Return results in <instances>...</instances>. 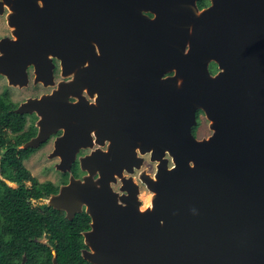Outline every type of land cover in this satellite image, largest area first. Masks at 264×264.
Instances as JSON below:
<instances>
[{
  "label": "water",
  "instance_id": "95a60500",
  "mask_svg": "<svg viewBox=\"0 0 264 264\" xmlns=\"http://www.w3.org/2000/svg\"><path fill=\"white\" fill-rule=\"evenodd\" d=\"M5 2L16 28L12 59L51 71L50 53L64 77L74 76L51 98L24 105L41 120L22 148H38L65 129L52 157L61 158L56 169L69 172L77 146H86L79 133L87 140L94 126L96 143L109 141L90 163L81 160L90 176L72 178L48 202L70 219L87 207L85 258L264 264V0H210L203 9L199 0ZM5 68L0 58V72ZM83 91L96 95L91 108L68 102ZM197 111L211 121L207 139L192 133ZM139 154L156 163L154 177L140 176L154 193L152 210L143 213L139 186L124 176L142 167ZM116 179L122 194L112 189Z\"/></svg>",
  "mask_w": 264,
  "mask_h": 264
},
{
  "label": "flooded vegetation",
  "instance_id": "af4514ba",
  "mask_svg": "<svg viewBox=\"0 0 264 264\" xmlns=\"http://www.w3.org/2000/svg\"><path fill=\"white\" fill-rule=\"evenodd\" d=\"M0 6H1L0 58L2 59V63L6 65L4 72H0V113H1L0 127H2L3 129H7L3 124L4 122L6 123L8 121H16V120L21 121L22 119H24L25 126L23 127V129L20 132L13 134L17 139L16 140L11 139V141L14 143H17L18 141L21 140H25L24 143L20 144L19 146V149H22L23 145H25L27 142H29L38 135L39 129L37 124L41 120L38 110L28 111L24 108V105L30 101H37V100H41L42 98H51L52 96H54L55 91L58 89V84L60 82L70 83L74 80V76L69 75L68 77H64L62 75L60 60L55 58L54 55L50 53H48L47 57L48 60L51 61V65H52L51 71L49 69H46V71L44 70V68L49 66L47 63H46L47 65L45 64L46 67L43 66L42 63L38 64L39 67L41 66L40 68H38L35 62H27L23 68V66H21V60H18V58L12 59L13 56L11 54L10 46L12 42L17 40V37L14 34V29L16 28L15 27L12 28L10 26L8 17L11 14V11L9 6L6 5L5 0H0ZM209 6H210V1L207 6H204L200 9ZM3 58L5 59L4 61ZM84 67L80 66V68H77L76 71ZM212 67L213 65L210 66V72L215 75L217 72L211 70ZM78 95L70 93L68 96V102L72 105L85 104L89 108H91L97 103L96 95L91 96L89 93H87V91H83ZM21 108H24L26 111L24 113H19L18 110ZM201 114H202L201 111H197V121ZM1 117H6V118H4L3 121ZM77 120L78 117L75 118V120L73 121L68 119L67 124L70 125H73L75 123L78 124ZM95 131L97 130L94 126L92 127V129L90 128L89 131L90 137H86L87 140H85L83 137L84 133L83 134L79 133L77 135L78 137L77 142L82 143V141H85L86 146H79V145L77 146L78 149L80 150L78 151L75 157V161L72 163L71 170L69 172H62L57 182L47 181V182H51L52 184H54V186L57 187L56 192L50 193L49 196L45 199L33 200V204H32L33 208L38 209L40 212L44 213L48 211V213H52V214L53 212H55L60 215H63V217L69 221L79 218L81 215L84 214H86L89 217L88 227L80 231L81 239H82V244H81L82 247L80 248V254L84 261V263H80V264H94L84 256L87 255L89 251H91L90 247L85 243L86 239L84 236L86 232L91 230V222H92L91 217L86 212L87 207L84 205L81 211H77L74 215H71V219H70L67 211L56 209L55 207L50 206L48 202L52 196L57 195L60 192L62 187L67 186L72 178L74 180L84 181V178L90 176L88 171H84L82 169L81 160L87 158L86 164H88V162L90 163L92 159H89L88 157L92 156L93 152H95L98 148L105 151L107 149V145L109 144V141L105 139L104 140L105 146L98 145L96 143L98 137L96 136ZM64 133H65V129L61 128L60 130H58L56 134L51 135L48 138V140L42 143L38 148H30V149H34L30 157L33 154H35L37 151L46 148L49 144H51L54 150L55 142L58 140V138L62 137ZM91 143L94 144L93 147L90 146ZM52 151L48 154V157L51 159L54 158L52 157ZM63 151H65V149H63ZM56 159L58 160V162L61 161L60 156L58 157L56 156ZM126 174L127 172H124V176H126ZM130 176L134 180V182L131 183L132 184L134 183V185L137 184L139 186V190L141 194V186L136 182L135 174H132ZM98 177H99V172H97V174L93 176V179L97 180ZM127 178H129L128 175ZM116 180L117 182H112L111 186L113 191L120 192L122 183L120 182L119 179ZM13 183L17 184V186L13 188H17L20 186V183L17 182H13ZM27 184L28 182L26 183V185ZM31 185L32 183L30 182V186ZM147 198L149 199V197ZM147 198L144 197V205H146L145 201L147 200ZM142 205L143 203L141 201V206ZM26 238H29L30 241L34 242L31 255H29V253L27 252H22L20 256H18L17 251L6 252V254H3L5 255L4 258H2L4 259V261L3 260L0 261L1 264H61L54 249L52 253L53 256L50 259L48 257L47 252L44 251L47 250L48 248H53L50 234L47 231H45L40 237L38 236L31 237L26 235L24 239ZM38 249H42V250L37 251ZM12 256H15L14 260L10 259Z\"/></svg>",
  "mask_w": 264,
  "mask_h": 264
},
{
  "label": "trees",
  "instance_id": "16d2710c",
  "mask_svg": "<svg viewBox=\"0 0 264 264\" xmlns=\"http://www.w3.org/2000/svg\"><path fill=\"white\" fill-rule=\"evenodd\" d=\"M208 4L209 0H199L198 6L202 8ZM215 68L213 65L211 70ZM1 118L4 121L6 117ZM3 124L7 129L0 127V261H4L2 258L6 252L17 251L18 256L22 252L31 255L34 242L24 238L26 235L40 237L47 231L53 245V248L44 250L49 259L53 256L54 249L61 264L84 263L80 254V231L88 227L89 217L84 214L69 221L58 213H43L33 208V200L47 198L50 193L56 192L57 187L51 182L40 183L25 167L24 161L34 150L19 149L25 140L17 143L11 141L17 139L13 134L23 129L25 120ZM7 180L20 183V186L13 188L8 185ZM27 182L32 185L26 186ZM15 256L10 259L14 260Z\"/></svg>",
  "mask_w": 264,
  "mask_h": 264
},
{
  "label": "rangeland",
  "instance_id": "374dc122",
  "mask_svg": "<svg viewBox=\"0 0 264 264\" xmlns=\"http://www.w3.org/2000/svg\"><path fill=\"white\" fill-rule=\"evenodd\" d=\"M211 65H214V67H216L214 71L218 72V68H217L216 64H210L209 70H210ZM210 124H211V121L208 118H206V116L202 113L198 119L197 125L195 127H193V129H192L193 135L199 140L209 138L213 133V131L210 128ZM52 150H53V148H52L51 144H49L46 148H43V149L37 151L29 159L24 161L25 167L31 172L33 177L38 179V181L40 183H44L47 181L57 182L60 178V174L62 173L60 170L56 169V165H57V163H59L58 160L56 159V157H54L53 159L48 157V154ZM53 151H52V153H53ZM138 156L143 159L144 163L139 170H135L134 174H135L136 182L138 184H140V186H141V194H140L139 198L143 203V205H142L143 208H146L147 206L150 205V204L147 205V202H149L150 198L152 197L151 196L152 193L139 180H140V176L145 171L148 174L154 176V174L156 172V163H153L150 160V158H151L150 154H146V155L139 154ZM169 165L170 166L172 165L171 160L169 162ZM127 175H128V177H131L130 174H128V173L126 174L125 177H127ZM131 182H134V180H132ZM7 183L11 187L17 186L16 183L10 182L8 180H7ZM26 186L30 187V182H28V184ZM118 193L121 194L122 192L120 191ZM144 197L145 198L149 197V199L147 198V200L145 201L147 206L144 205Z\"/></svg>",
  "mask_w": 264,
  "mask_h": 264
},
{
  "label": "bare ground",
  "instance_id": "6f19581e",
  "mask_svg": "<svg viewBox=\"0 0 264 264\" xmlns=\"http://www.w3.org/2000/svg\"><path fill=\"white\" fill-rule=\"evenodd\" d=\"M152 177H154V176H152ZM152 197L150 198V200H149V202H147V205H149V206H147L146 208H143L142 206L140 207V211H141V213H143L144 211H146V210H152V201H153V197H154V193H152V195H151Z\"/></svg>",
  "mask_w": 264,
  "mask_h": 264
}]
</instances>
